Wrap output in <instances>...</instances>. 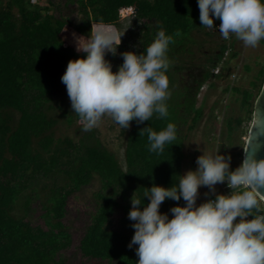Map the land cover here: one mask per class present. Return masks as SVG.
<instances>
[{
    "label": "trees",
    "instance_id": "1",
    "mask_svg": "<svg viewBox=\"0 0 264 264\" xmlns=\"http://www.w3.org/2000/svg\"><path fill=\"white\" fill-rule=\"evenodd\" d=\"M77 4L82 14L76 26L79 36H87L93 24L120 25L119 8L135 7V18L154 22L153 27H144L141 53L161 25L173 37L168 58L194 30L206 31L199 20L197 0H77ZM67 32L68 20L64 16L55 18L47 7L30 0H7L5 7L0 6V264H68L60 255L71 245V235L61 221L66 200L89 184L94 175L100 183L93 195L96 208L79 250L87 258L136 264V246L128 247L134 235L133 221L128 219L130 198L135 192L137 196L142 195L153 184L169 187L178 181V175H183L186 155L178 136L179 125L185 124L184 116L192 115L188 129L193 130L202 118L203 109L196 107V97L206 81L221 76L212 71L226 45L221 42L218 53L209 59L208 68L192 75L166 101V118L154 114L150 121L143 124L133 121L130 128H122L127 131L122 167L93 129L77 142L69 137L54 138L57 118L50 112L57 99L70 102L61 77L70 60L84 55L64 40L62 35ZM234 55L235 51L231 57ZM227 67L228 63L222 72ZM166 74L170 84V65ZM260 75L264 79V69ZM261 86L256 96L250 90L228 89L241 94L244 108L253 109ZM13 111L19 114L17 120L13 118ZM75 118L79 120L77 114ZM71 120L70 117L68 122ZM170 122L176 126L177 139L167 144L163 153H150L147 134L140 135V130L150 126L158 132ZM240 123L238 119L237 124ZM40 178L53 180L41 202L45 228L32 225L24 214L14 213L23 195L26 197L21 205L28 210L33 198L25 193ZM177 203L185 202L166 200L160 211L168 212ZM118 209L122 211V229H110L111 218Z\"/></svg>",
    "mask_w": 264,
    "mask_h": 264
},
{
    "label": "clouds",
    "instance_id": "2",
    "mask_svg": "<svg viewBox=\"0 0 264 264\" xmlns=\"http://www.w3.org/2000/svg\"><path fill=\"white\" fill-rule=\"evenodd\" d=\"M197 4L201 25L217 30L214 21L219 20L223 39L231 34L252 48L264 40V0H197ZM121 36L103 23L93 24L87 36L74 34L76 50L84 55L68 62L61 81L85 132L104 116L123 129L133 121H150L154 114L168 116L167 52L173 37L159 26L142 53H120L123 63L113 71L105 57L117 55ZM144 133L150 153H163L177 139L171 122L158 132L144 127L140 135ZM247 149L234 170L230 155L203 151L196 169L178 175L176 183L153 184L142 195H132L128 219L133 221L134 235L128 247L136 246V264H264V158L257 159L256 151ZM225 182L229 194H215L197 204L201 187L209 190L208 195ZM169 199L185 203L161 212L162 202Z\"/></svg>",
    "mask_w": 264,
    "mask_h": 264
},
{
    "label": "rangeland",
    "instance_id": "3",
    "mask_svg": "<svg viewBox=\"0 0 264 264\" xmlns=\"http://www.w3.org/2000/svg\"><path fill=\"white\" fill-rule=\"evenodd\" d=\"M30 2L47 7L48 13L55 18L64 16L68 20V32L63 33L62 36L76 50L74 34L79 36L76 26L82 19V14L78 11L77 0H30ZM6 4L7 0H0L1 7H5ZM118 23L121 26L112 27L122 35L120 44L125 45L126 51L140 54L144 27L145 25L153 27L154 22L132 17L128 20H119ZM206 31H209V34H206ZM206 31L194 30L188 40L183 45L180 44L176 47L169 55L172 76V81L169 84V99L173 97L175 91L181 89L182 85L192 75L198 74L204 67L208 68L209 59L218 53L221 44L219 34L213 33L208 28H206ZM233 38L236 45H234L236 55L230 56L228 67L220 74V77H211L203 84L196 97V107L203 109L202 118L193 130L188 129L192 115L184 116L185 124L180 123L179 125L178 136L182 140L183 151L186 155L183 161V174L188 170L196 169V159L203 154V151L208 153L219 150L220 154L230 155L232 170L242 162L246 137L253 120V109L251 107L249 109L244 108L241 105V94L228 88L237 87L241 91L250 90L256 96L263 79L260 71L264 69V40L257 47L252 48L246 47L234 35ZM120 53L117 49L116 56L109 53L105 57L113 65V71H116L118 66L123 63ZM251 83H255L257 87L252 86ZM251 109L252 112H250ZM12 113L14 120H17L19 114L16 111ZM50 114L57 118V124L53 128L55 139L69 137L77 142L84 133L89 132L83 131L82 125L75 118V113L72 112L70 102L66 100L57 99ZM70 117L72 120L68 122ZM238 119H241L240 124H237ZM230 123L231 126H229ZM93 131L101 143L116 155L120 165L124 167L127 131H122V128L108 116H104L99 124L93 128ZM52 182L51 178H40L25 193L33 198L28 210H25L21 205L26 197L23 195L18 201L14 213L16 215L24 214L26 220L32 225H40L45 228L41 202L44 200V196ZM99 186V178L94 175L89 184L70 194L66 200L65 216L61 221L71 235V245L62 250L60 255L68 264H116L114 262L108 263L106 260L87 258L79 250L80 240L89 226L96 208L93 195L99 189ZM208 191L206 187L199 189L200 196L197 204L212 198L215 194H229L231 189L227 187L225 182L216 185V193L205 195ZM121 217L122 211L118 209L111 218L109 228L121 230Z\"/></svg>",
    "mask_w": 264,
    "mask_h": 264
},
{
    "label": "water",
    "instance_id": "4",
    "mask_svg": "<svg viewBox=\"0 0 264 264\" xmlns=\"http://www.w3.org/2000/svg\"><path fill=\"white\" fill-rule=\"evenodd\" d=\"M119 52H126L124 44L118 46ZM123 61V58H122ZM264 88V79L262 82L261 89ZM259 91L254 105H253V114L252 122L246 137L245 148L243 152V157L245 154V149L248 151L255 150L257 159L264 158V93Z\"/></svg>",
    "mask_w": 264,
    "mask_h": 264
},
{
    "label": "built area",
    "instance_id": "5",
    "mask_svg": "<svg viewBox=\"0 0 264 264\" xmlns=\"http://www.w3.org/2000/svg\"><path fill=\"white\" fill-rule=\"evenodd\" d=\"M119 20H125V19H130L132 17H134L135 13H136V8L133 6H123L121 8H119ZM123 24V23H122ZM215 26L217 27V30L215 29H211V31L213 33H217L219 34L220 38H221V42H223L226 47L223 51L222 56L220 57V59L216 62L215 67L213 68V73L214 75H219L222 72V68L226 66V64L229 61V58L231 56V54L234 52V45H232L231 43L234 41L233 39V35L230 34V38L225 40L222 38V36L220 35V33L218 32V26L220 24L219 21H214ZM235 75L233 74V77ZM252 217H249V219H251Z\"/></svg>",
    "mask_w": 264,
    "mask_h": 264
},
{
    "label": "crops",
    "instance_id": "6",
    "mask_svg": "<svg viewBox=\"0 0 264 264\" xmlns=\"http://www.w3.org/2000/svg\"><path fill=\"white\" fill-rule=\"evenodd\" d=\"M217 21H219V20H217ZM220 22V21H219ZM209 34V33H208ZM234 39V38H233ZM235 41H237V40H235ZM239 41V40H238ZM234 45H235V43H234ZM236 46V45H235Z\"/></svg>",
    "mask_w": 264,
    "mask_h": 264
}]
</instances>
